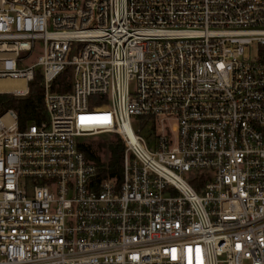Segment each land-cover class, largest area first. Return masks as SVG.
<instances>
[{"label": "built area", "instance_id": "built-area-1", "mask_svg": "<svg viewBox=\"0 0 264 264\" xmlns=\"http://www.w3.org/2000/svg\"><path fill=\"white\" fill-rule=\"evenodd\" d=\"M37 70L46 118L0 115V264H264V0H0V93Z\"/></svg>", "mask_w": 264, "mask_h": 264}, {"label": "trees", "instance_id": "trees-1", "mask_svg": "<svg viewBox=\"0 0 264 264\" xmlns=\"http://www.w3.org/2000/svg\"><path fill=\"white\" fill-rule=\"evenodd\" d=\"M69 74V69L59 74L52 83V88L57 91L69 90ZM28 88V92L22 96L0 93V115L8 108L14 109L22 128L30 121L38 122L47 116L43 100V75L40 70L35 72ZM83 150L94 160L100 174L111 176L120 171L124 142L118 137L102 139L96 145L87 141Z\"/></svg>", "mask_w": 264, "mask_h": 264}, {"label": "rangeland", "instance_id": "rangeland-1", "mask_svg": "<svg viewBox=\"0 0 264 264\" xmlns=\"http://www.w3.org/2000/svg\"><path fill=\"white\" fill-rule=\"evenodd\" d=\"M255 50H256V44L254 43V45L252 44L251 45V48L248 50L246 49L247 51V54L249 53V55H251V57H253L255 55ZM57 91V90H56ZM15 95V94H14ZM17 96H22V95H17ZM105 138H111V137H107V136H100V135H95V136H82L80 137L81 140H86V141H90L92 142L93 144L96 145V143L102 139H105Z\"/></svg>", "mask_w": 264, "mask_h": 264}, {"label": "bare ground", "instance_id": "bare-ground-1", "mask_svg": "<svg viewBox=\"0 0 264 264\" xmlns=\"http://www.w3.org/2000/svg\"><path fill=\"white\" fill-rule=\"evenodd\" d=\"M1 83H8L9 87H12V86H15V85L22 86V81L20 79H15V80H7V79L3 80V79H0V84Z\"/></svg>", "mask_w": 264, "mask_h": 264}]
</instances>
